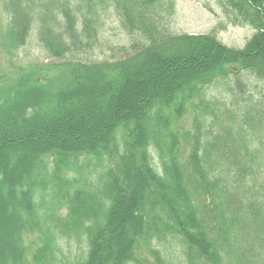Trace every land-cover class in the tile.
<instances>
[{
	"label": "trees",
	"instance_id": "1",
	"mask_svg": "<svg viewBox=\"0 0 264 264\" xmlns=\"http://www.w3.org/2000/svg\"><path fill=\"white\" fill-rule=\"evenodd\" d=\"M108 1L132 24L145 23L141 13L163 0H132L128 8ZM215 1L232 24L254 31L243 48H227L212 35L148 39L135 58L80 73L70 85L26 75L0 89V264L24 263L22 234L33 229L40 237L34 264H143L134 256L137 247L166 238L177 242L182 260L153 248L154 264H261L247 248L262 243L264 252V151L252 146L264 111L241 96L248 78L264 84V0ZM81 2L53 0L40 12L25 0L13 14L15 48L36 14L40 41L55 57L67 52V41H81L76 13L85 38L94 37L97 10L90 0L86 7ZM229 76L235 108L219 131L214 126L223 104L206 99L205 89ZM188 109L202 114L186 132L171 129ZM244 125L252 139L242 137ZM118 131L124 133L120 149ZM181 142L187 144L184 164L177 159ZM44 157L53 160L44 163ZM79 159L81 167L95 162L101 168L96 183L59 201L72 185L62 176L81 168ZM48 187L58 194L48 197L47 207L36 205V194ZM72 239L83 250L69 260L62 244Z\"/></svg>",
	"mask_w": 264,
	"mask_h": 264
},
{
	"label": "rangeland",
	"instance_id": "2",
	"mask_svg": "<svg viewBox=\"0 0 264 264\" xmlns=\"http://www.w3.org/2000/svg\"><path fill=\"white\" fill-rule=\"evenodd\" d=\"M53 0H33L34 9L45 11V6H50ZM62 2L69 1L71 5L80 4L87 6V0H59ZM104 1V2H103ZM120 1V0H118ZM128 8L134 5L132 0H121ZM15 3L19 4L16 5ZM25 0H0V89L5 91L15 84L23 76H31L36 83H41L49 79L52 84L60 85L67 83L68 85L75 83L76 77L80 73L89 74V71H102L103 68H112L118 62H124L135 58L143 50V47L149 43L148 39H160L163 37L173 38L179 35H212L220 44L232 49H241L244 44L252 37L254 31L248 26H240L232 24L228 16L216 4L215 0H163L162 3L155 9L145 10L142 14V21L136 23H126L123 21L122 9L115 6L114 2L108 0H90V4L97 10V23L95 36L86 39L82 32V20L80 14L76 13V29L80 34V42L74 46L68 42L67 52L62 56L55 57L49 54L43 47L40 41L39 34V15H34L31 29L28 36L25 38L24 44L15 48L16 38H13L14 18L13 14L20 11L24 6ZM16 5V6H15ZM132 7L131 10H135ZM82 11V10H81ZM131 13L134 14V12ZM137 13V11H135ZM51 18V15H48ZM123 18V19H122ZM126 19V18H125ZM84 20V19H83ZM157 27L154 29V25ZM141 25L143 32L139 28ZM148 41V42H147ZM50 42H54L50 41ZM56 42V41H55ZM163 45L169 43V40L163 41ZM166 50L165 47H162ZM167 53L168 51H162ZM104 65V66H103ZM113 69V68H112ZM105 75V74H104ZM110 77L115 78L113 73ZM106 76V75H105ZM246 77V73H241L240 78ZM232 76L227 80L216 81L205 89V98L218 100L219 104H223V110L218 111V122L215 124V129L221 131V126L224 125L227 118V110L234 109V98L230 95L227 88H230ZM248 90L241 96V100L251 99L259 102V108L264 111V84L252 78H248ZM64 84V85H67ZM241 108L239 115L244 111V105L240 103ZM201 111L186 110L182 117L176 120L171 129L178 132H186L190 129V123L193 116H200ZM264 118V116H263ZM241 121V117L238 118ZM261 131H255L256 137L253 138V147L261 148L264 151V119L260 122ZM244 134L242 137L246 140L252 139L251 133L244 125ZM124 133L118 131L116 133V147L120 149L123 143ZM187 144L181 142L177 151V159L180 164L186 161ZM52 158H43V162L50 163ZM105 160V159H104ZM109 166H113L112 158L108 159ZM94 166L81 167V159L76 166L81 167L63 174V180L66 183L72 184L65 187L66 193L59 196V201H65L69 194L73 193V189L87 188L90 183H96L95 172L101 170L95 162H91ZM154 167L157 169V161L153 160ZM106 166V162H104ZM103 166V167H104ZM50 170V166L48 167ZM48 172V171H47ZM49 173V172H48ZM52 188H47L44 193H37L35 196L36 205H49L48 197H52ZM57 193V192H56ZM58 194V193H57ZM61 203V202H60ZM63 207L59 211L60 215H64ZM61 205V206H62ZM61 206H56V210ZM41 210L44 212L43 207ZM58 213V212H57ZM57 217V216H56ZM40 244V237L35 229L33 231H24L22 234V245L25 247L24 263L34 264L32 257L34 251ZM156 246V247H155ZM262 243H251L247 248L248 257L254 258L256 262L264 261V252L261 249ZM157 248L162 254L169 253L173 260L180 261L178 250H180L175 240L170 239L163 242H155L151 244L149 249L144 245L138 246L134 256L140 259L143 264H154L156 257L150 253ZM70 250V252H68ZM83 250V244L75 240H70L69 246L62 244V251L70 253L69 260H74L78 255V251Z\"/></svg>",
	"mask_w": 264,
	"mask_h": 264
}]
</instances>
